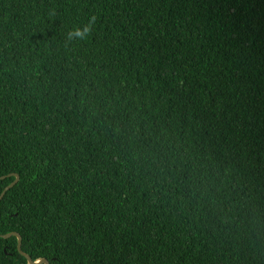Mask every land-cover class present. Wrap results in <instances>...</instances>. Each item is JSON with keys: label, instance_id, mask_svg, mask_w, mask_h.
<instances>
[{"label": "trees", "instance_id": "1", "mask_svg": "<svg viewBox=\"0 0 264 264\" xmlns=\"http://www.w3.org/2000/svg\"><path fill=\"white\" fill-rule=\"evenodd\" d=\"M12 175L32 262L264 264V0H0Z\"/></svg>", "mask_w": 264, "mask_h": 264}, {"label": "water", "instance_id": "2", "mask_svg": "<svg viewBox=\"0 0 264 264\" xmlns=\"http://www.w3.org/2000/svg\"><path fill=\"white\" fill-rule=\"evenodd\" d=\"M11 177L14 178V182L10 184L7 188H5V190L2 192V194L0 195V202L4 198L5 194L9 192L11 189H13L19 182V177L17 175H12ZM4 180L5 178H0V182ZM11 238H15L17 240V252L19 256L22 257L26 261V264H49L48 261L46 260H38L36 262H32L31 259L27 255L23 254L21 251V238L17 234L0 236V239L2 240H9Z\"/></svg>", "mask_w": 264, "mask_h": 264}, {"label": "clouds", "instance_id": "3", "mask_svg": "<svg viewBox=\"0 0 264 264\" xmlns=\"http://www.w3.org/2000/svg\"><path fill=\"white\" fill-rule=\"evenodd\" d=\"M98 17L97 15L93 14L88 18V23L83 28L75 27L70 29L66 34V39L71 41L73 39L77 40H86L88 39L92 33L94 28L97 25Z\"/></svg>", "mask_w": 264, "mask_h": 264}]
</instances>
